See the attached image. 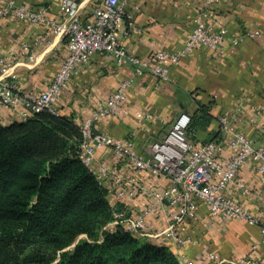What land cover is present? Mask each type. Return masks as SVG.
<instances>
[{"label":"crops","instance_id":"obj_1","mask_svg":"<svg viewBox=\"0 0 264 264\" xmlns=\"http://www.w3.org/2000/svg\"><path fill=\"white\" fill-rule=\"evenodd\" d=\"M14 1L32 8L46 7L49 17L61 19L62 0ZM76 1L85 23L92 20L93 10L103 2ZM208 1L129 0L127 11L136 32L131 31L125 21L119 27V38L129 53L151 62L157 51H175L184 46L194 29L195 18ZM210 7L217 17V29L242 33L264 26V0H213ZM41 39L44 41L37 44ZM24 44L31 46V50L23 54ZM30 52L35 57L32 62L27 61ZM19 53L23 56L17 63L13 58L19 57ZM68 53L66 39L55 37L48 27L0 17V58L14 66L12 72L18 77L20 90L30 93L45 90ZM170 73L168 81L148 75L134 78L120 114L96 123L95 131L112 138L130 139L136 153L146 154L149 146L161 140L180 114L187 113L192 117L198 115L200 108H205L210 121L191 130L189 137L196 146L211 141L220 143L222 151L218 158L223 164L231 156L229 142L235 133H244L257 145L264 143L261 124L252 122L257 112L264 114V36L246 39L237 47L227 46L222 54L198 47L180 65L172 66ZM133 75L131 66L118 67L112 56L95 54L89 64L80 66L68 87L61 92L56 104L58 114L80 124L116 90L121 80L133 78ZM138 113H149L153 119L140 123L136 117ZM0 115L3 125L21 121L5 107H0ZM224 115H228V130L220 123ZM97 159L109 167L119 165L124 181L137 177L147 188L170 185V180L164 176H154L147 171L134 173L112 150L99 151ZM238 177L245 188L236 182L229 183L223 191L224 196L264 219V179L258 175L256 164H243ZM107 187H112L110 182ZM108 199L123 202L136 214L148 203L142 195L117 200L109 193ZM197 207L196 219L186 221L176 229L180 237L191 238V244L180 246L174 239L164 236L143 239L168 247L178 258L184 254L193 264H218L209 259L210 254L217 255L223 264L248 260L264 264L260 227L242 220L213 217L202 201H197ZM167 227L163 213L157 211L147 217L144 231L157 235Z\"/></svg>","mask_w":264,"mask_h":264},{"label":"built area","instance_id":"obj_2","mask_svg":"<svg viewBox=\"0 0 264 264\" xmlns=\"http://www.w3.org/2000/svg\"><path fill=\"white\" fill-rule=\"evenodd\" d=\"M128 2L129 0H103L93 10L92 20L85 23L80 17V4L76 0H62L61 19L49 17L46 7L32 8L14 0H0V17L26 21L32 25H44L55 37L66 39L69 51L52 82L40 93L20 90L18 77L12 72L14 66L0 58V107L10 109L21 121L44 111L59 115L57 101L61 92L68 87L71 78L78 73L80 66L89 64L97 53L112 56L118 67L131 66L134 77L121 80L116 90L97 106L90 117L78 124L83 137L78 158L108 194L112 193L117 200L142 195L148 203L138 214L127 210L117 212L115 221L109 226L121 225L126 232L137 238L164 236L174 239L180 246H185L193 240L180 237L176 229L180 224L196 219L197 201H202L207 204L213 217L242 220L249 225L260 227L264 241V219L238 206L223 194L227 185L232 182L245 188L238 172L246 162H254L258 175L264 179V143L257 145L244 133H235L229 142L231 156L223 164L218 158L222 151L220 143L211 141L196 146L191 142L187 135L191 116L187 113L180 114L161 140L149 146L146 154L136 153L132 140L112 138L96 132L94 128L99 121L120 114L134 78L148 75L168 81L171 77V67L180 65L198 47L222 54L227 46L237 47L246 39L254 40L264 36V26L242 33L217 29V17L210 7L213 0H209L195 18L194 29L184 46L175 51H157L150 62L129 53L119 38V27L125 21H128L130 30L136 32L132 17L127 11ZM42 41L44 39L37 44ZM30 50L31 46L23 45V54ZM18 56L13 59L20 63V56L23 55L19 53ZM34 60V54L30 52L27 61ZM256 115L252 122L256 124L259 121L263 131L264 114L257 112ZM136 117L140 123L153 119L149 113H138ZM220 123L228 130V115L221 117ZM101 150H112L124 159L134 173L147 171L154 176L168 178L169 187L147 188L137 177L124 181L119 165L109 167L98 161L97 153ZM109 182L111 188L107 187ZM157 211L163 213L168 227L157 235L145 233L147 217ZM209 259L223 264L215 254H210ZM179 260L183 264H193L184 254L179 255ZM239 264L257 263L248 260Z\"/></svg>","mask_w":264,"mask_h":264},{"label":"trees","instance_id":"obj_3","mask_svg":"<svg viewBox=\"0 0 264 264\" xmlns=\"http://www.w3.org/2000/svg\"><path fill=\"white\" fill-rule=\"evenodd\" d=\"M82 140L74 121L47 111L0 122V264H181L168 247L108 227L130 210L78 158Z\"/></svg>","mask_w":264,"mask_h":264},{"label":"water","instance_id":"obj_4","mask_svg":"<svg viewBox=\"0 0 264 264\" xmlns=\"http://www.w3.org/2000/svg\"><path fill=\"white\" fill-rule=\"evenodd\" d=\"M81 237H82V236H81ZM81 237H80V238H81ZM76 244H77V242H76L72 247L76 246Z\"/></svg>","mask_w":264,"mask_h":264},{"label":"rangeland","instance_id":"obj_5","mask_svg":"<svg viewBox=\"0 0 264 264\" xmlns=\"http://www.w3.org/2000/svg\"><path fill=\"white\" fill-rule=\"evenodd\" d=\"M85 238V236H82L80 239Z\"/></svg>","mask_w":264,"mask_h":264}]
</instances>
